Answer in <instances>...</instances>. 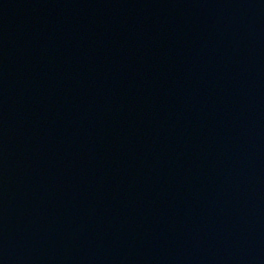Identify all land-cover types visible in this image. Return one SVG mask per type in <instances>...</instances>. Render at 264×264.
Segmentation results:
<instances>
[{"label":"water","instance_id":"water-1","mask_svg":"<svg viewBox=\"0 0 264 264\" xmlns=\"http://www.w3.org/2000/svg\"><path fill=\"white\" fill-rule=\"evenodd\" d=\"M0 264H264V0H0Z\"/></svg>","mask_w":264,"mask_h":264}]
</instances>
